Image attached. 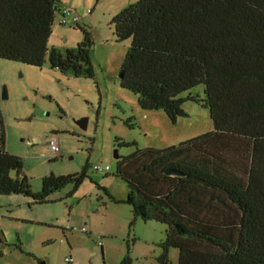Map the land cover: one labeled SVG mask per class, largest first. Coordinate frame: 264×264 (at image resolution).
Here are the masks:
<instances>
[{"label": "trees", "instance_id": "1", "mask_svg": "<svg viewBox=\"0 0 264 264\" xmlns=\"http://www.w3.org/2000/svg\"><path fill=\"white\" fill-rule=\"evenodd\" d=\"M61 10L58 0H0V59L92 78L91 35L77 22L84 34L77 48L48 47ZM111 24L119 42L130 40L121 87L142 109L175 124L187 115L184 102H202L214 125L118 160L115 176L128 186L134 221L165 225L164 249H178V264H264V0H138ZM200 85L205 99L180 96ZM1 111L0 104V195L44 204L87 177L86 168L49 174L34 193L23 159L6 150ZM120 264H132L130 255Z\"/></svg>", "mask_w": 264, "mask_h": 264}, {"label": "rangeland", "instance_id": "2", "mask_svg": "<svg viewBox=\"0 0 264 264\" xmlns=\"http://www.w3.org/2000/svg\"><path fill=\"white\" fill-rule=\"evenodd\" d=\"M58 1L91 35L93 76L0 59V89L8 92L0 101L6 150L23 159L34 193L51 173L60 177L86 168L87 177L77 187L70 183L55 191L44 204L0 195V264H120L126 254L132 264H162L167 228L141 217L134 221L125 203L128 186L115 176L118 160L136 149L167 148L213 132L209 107L186 101V117L174 124L163 111L142 109L139 97L121 87L130 40L119 42L111 21L138 0ZM60 17L57 12L48 47L64 54L77 48L84 34L76 23L61 25ZM190 94L206 98L202 85L180 96ZM84 120L86 129L79 124ZM52 137L61 150L54 158L48 147ZM95 165L111 171L96 172ZM178 253L168 250L169 264H178Z\"/></svg>", "mask_w": 264, "mask_h": 264}, {"label": "built area", "instance_id": "3", "mask_svg": "<svg viewBox=\"0 0 264 264\" xmlns=\"http://www.w3.org/2000/svg\"><path fill=\"white\" fill-rule=\"evenodd\" d=\"M60 20H59V23L61 25H67L69 23H78L79 21V18L72 14L70 11H67V10H61V13H60ZM48 147L50 149V153H51V157H56V156H59L60 153H61V150H60V147H59V140L58 138L56 137H52L50 140H49V143H48ZM94 170L96 172H103L105 174H108L110 171H111V167L110 166H102V165H95L94 166ZM66 261H70V259H66Z\"/></svg>", "mask_w": 264, "mask_h": 264}, {"label": "water", "instance_id": "4", "mask_svg": "<svg viewBox=\"0 0 264 264\" xmlns=\"http://www.w3.org/2000/svg\"><path fill=\"white\" fill-rule=\"evenodd\" d=\"M119 76H120V78L122 80L123 79V74L121 72H120V75ZM7 95H8L7 89H6V87H4L2 89V92H1V95H0V99H2V100L6 99L7 98ZM79 124H80V126H81L82 129H86L87 128V120H84V121L80 122ZM115 157L116 158H119V155L116 154ZM172 173H174V172H172V171H169L168 172V174H172ZM25 174H26V172L24 171L22 173V175H25ZM50 175H53V174L51 173ZM42 264H46V263L43 262Z\"/></svg>", "mask_w": 264, "mask_h": 264}]
</instances>
